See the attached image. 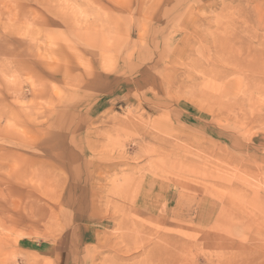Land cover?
<instances>
[{
  "label": "rangeland",
  "instance_id": "rangeland-1",
  "mask_svg": "<svg viewBox=\"0 0 264 264\" xmlns=\"http://www.w3.org/2000/svg\"><path fill=\"white\" fill-rule=\"evenodd\" d=\"M0 264H264V0H0Z\"/></svg>",
  "mask_w": 264,
  "mask_h": 264
},
{
  "label": "crops",
  "instance_id": "crops-1",
  "mask_svg": "<svg viewBox=\"0 0 264 264\" xmlns=\"http://www.w3.org/2000/svg\"><path fill=\"white\" fill-rule=\"evenodd\" d=\"M66 250V249H65ZM69 249H67L65 252L63 250L59 251V255H65V253L68 251Z\"/></svg>",
  "mask_w": 264,
  "mask_h": 264
}]
</instances>
